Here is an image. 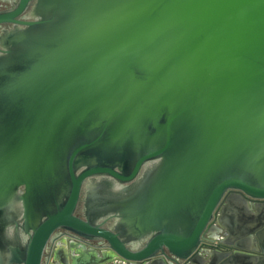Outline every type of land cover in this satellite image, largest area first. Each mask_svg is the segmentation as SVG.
<instances>
[{
  "label": "water",
  "instance_id": "water-1",
  "mask_svg": "<svg viewBox=\"0 0 264 264\" xmlns=\"http://www.w3.org/2000/svg\"><path fill=\"white\" fill-rule=\"evenodd\" d=\"M30 1L0 12V264L60 230L90 264H264V203L218 218L249 247L203 242L264 200V0Z\"/></svg>",
  "mask_w": 264,
  "mask_h": 264
},
{
  "label": "flooded vegetation",
  "instance_id": "flooded-vegetation-1",
  "mask_svg": "<svg viewBox=\"0 0 264 264\" xmlns=\"http://www.w3.org/2000/svg\"><path fill=\"white\" fill-rule=\"evenodd\" d=\"M19 0H0V12L3 11H8L12 8H14ZM35 0H31L29 6L27 7V9L18 17H16L17 20L19 21H26V14L27 12L30 10L32 4L34 3ZM14 24L12 23H2L0 24V36L6 32L9 31L11 29H13ZM83 203H84V195L83 193H81L80 196V201L77 205L75 214L78 217H82L83 218ZM264 203V200H259V199H250L245 197L241 192L239 191H235V190H230L226 192V198L222 199V201H220L218 208H217V215L216 218H214L212 220V223L210 225V228L208 230V232L204 235L203 238V242H204V250L208 251L209 253H212L213 255H216V251H221V252H231L235 249H237L236 247L239 246H243V247H249L248 244H241L237 241H234L232 244H226L227 241H230V231L227 229V227H223L221 228L218 225V218L221 216L222 212L230 206H233L237 209H239L240 211H243L244 213L241 215L244 219H251L253 218V216L246 211V209H251L254 211L255 207L261 206ZM14 227V226H13ZM55 234H58L59 238L58 240H56L55 243H49L45 252H44V258L42 260V264H54V259L57 257L59 259L62 260L61 254L59 250H55V247L57 245V243H59L61 246H65L68 245L70 248H76V250L79 248V246L82 248L85 247H90L87 244L78 242L74 239H72L71 237H69L67 235V233L65 231H58ZM252 237H255V235H252ZM58 244V245H59ZM70 244H73L72 246ZM91 244L93 245L92 248L94 251H97L100 253L99 249H96L97 247V243L96 242H91ZM80 249V250H81ZM257 254H259V247H257ZM253 250V246L251 247V251ZM83 251V252H82ZM1 252V250H0ZM1 254V253H0ZM77 254H79L78 257H72L69 258V262L68 264H80L81 260H84L83 258H85L84 256H87V254H85L84 249H82L81 251L77 250ZM92 259V257L90 256V260ZM116 263L120 264V261H116ZM169 263V262H168ZM160 264H166L165 262H160ZM178 264H210L207 262H204L201 259H195L192 262H178Z\"/></svg>",
  "mask_w": 264,
  "mask_h": 264
},
{
  "label": "crops",
  "instance_id": "crops-1",
  "mask_svg": "<svg viewBox=\"0 0 264 264\" xmlns=\"http://www.w3.org/2000/svg\"><path fill=\"white\" fill-rule=\"evenodd\" d=\"M59 243H57L56 247H55V250H59L60 251V254H61V257H62V260L59 259V258H55L54 259V264H68V260L69 258H72V257H78L79 254H77V250L81 251L82 249H84V252L85 254H87V256H84L85 258H83L84 260H81L80 264H90L91 260H90V256L91 257H95V258H101L99 252L97 251H94L92 248L90 247H85V248H82L79 246V248L76 250V248H70L68 245H65V246H61L60 244L58 245ZM81 249V250H80ZM83 252V251H82ZM94 252V253H93ZM94 254V255H93ZM92 258V259H93ZM112 264H117V263H112Z\"/></svg>",
  "mask_w": 264,
  "mask_h": 264
}]
</instances>
